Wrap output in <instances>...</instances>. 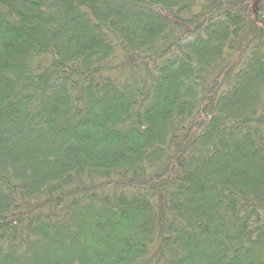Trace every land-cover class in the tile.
I'll use <instances>...</instances> for the list:
<instances>
[{
    "label": "trees",
    "instance_id": "16d2710c",
    "mask_svg": "<svg viewBox=\"0 0 264 264\" xmlns=\"http://www.w3.org/2000/svg\"><path fill=\"white\" fill-rule=\"evenodd\" d=\"M0 264H264V0H0Z\"/></svg>",
    "mask_w": 264,
    "mask_h": 264
}]
</instances>
